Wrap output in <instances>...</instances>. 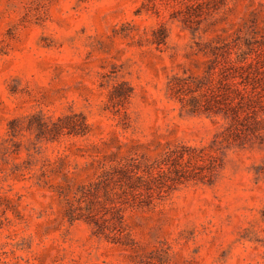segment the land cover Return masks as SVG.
Returning <instances> with one entry per match:
<instances>
[{
    "label": "rangeland",
    "instance_id": "1",
    "mask_svg": "<svg viewBox=\"0 0 264 264\" xmlns=\"http://www.w3.org/2000/svg\"><path fill=\"white\" fill-rule=\"evenodd\" d=\"M0 264H264V0H0Z\"/></svg>",
    "mask_w": 264,
    "mask_h": 264
},
{
    "label": "trees",
    "instance_id": "2",
    "mask_svg": "<svg viewBox=\"0 0 264 264\" xmlns=\"http://www.w3.org/2000/svg\"><path fill=\"white\" fill-rule=\"evenodd\" d=\"M243 55H244V54H243ZM219 57H221V54H219V56H218V54L215 56L216 59H219ZM241 60H242V61H245V60H246V57L243 56ZM241 60H240L239 62H241ZM224 61H225V60H224ZM224 63H225V62H224ZM248 65H253V64H252V62H250V63H248Z\"/></svg>",
    "mask_w": 264,
    "mask_h": 264
}]
</instances>
